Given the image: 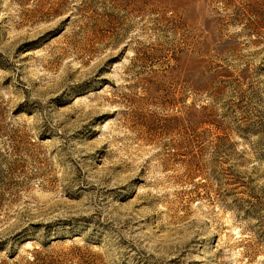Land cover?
Masks as SVG:
<instances>
[{
  "label": "rangeland",
  "instance_id": "374dc122",
  "mask_svg": "<svg viewBox=\"0 0 264 264\" xmlns=\"http://www.w3.org/2000/svg\"><path fill=\"white\" fill-rule=\"evenodd\" d=\"M0 264H264V0H0Z\"/></svg>",
  "mask_w": 264,
  "mask_h": 264
}]
</instances>
